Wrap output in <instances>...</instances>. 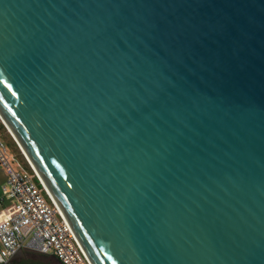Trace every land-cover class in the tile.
<instances>
[{"label": "water", "instance_id": "water-1", "mask_svg": "<svg viewBox=\"0 0 264 264\" xmlns=\"http://www.w3.org/2000/svg\"><path fill=\"white\" fill-rule=\"evenodd\" d=\"M0 115L92 264H264V0H0Z\"/></svg>", "mask_w": 264, "mask_h": 264}, {"label": "built area", "instance_id": "built-area-1", "mask_svg": "<svg viewBox=\"0 0 264 264\" xmlns=\"http://www.w3.org/2000/svg\"><path fill=\"white\" fill-rule=\"evenodd\" d=\"M1 126L6 129L0 115V167L7 175L3 194L12 205L0 219V264L23 250L51 254L60 264H92L38 174L10 154Z\"/></svg>", "mask_w": 264, "mask_h": 264}, {"label": "rangeland", "instance_id": "rangeland-1", "mask_svg": "<svg viewBox=\"0 0 264 264\" xmlns=\"http://www.w3.org/2000/svg\"><path fill=\"white\" fill-rule=\"evenodd\" d=\"M7 134L10 136L11 139H7L6 136L4 134L1 133L2 135V139H3V142L5 143V145L7 146L10 154L12 156H15L17 161L24 167H26V164H28V161L26 160L25 156L22 154V152L20 151L19 147L17 146V144L15 143L14 139L11 137V135L8 133L7 131ZM12 144H16V146L18 147V151L20 152V154L22 155V158L19 156L18 152L17 151H14L12 149ZM16 152V153H15ZM18 156V157H17ZM26 162V164H25ZM0 176H2V173L0 172ZM23 254H26V255H34V256H41L40 254L36 253V252H32V251H29V250H23L21 251L19 254H17V256L12 259L10 262H17L18 259L20 257H23ZM51 254L49 255H44L43 257H49Z\"/></svg>", "mask_w": 264, "mask_h": 264}, {"label": "crops", "instance_id": "crops-1", "mask_svg": "<svg viewBox=\"0 0 264 264\" xmlns=\"http://www.w3.org/2000/svg\"><path fill=\"white\" fill-rule=\"evenodd\" d=\"M0 172L2 173V176H0V219H1L2 216H4L8 212V209L12 205V201L5 198L3 194V187L7 184V175L1 167H0Z\"/></svg>", "mask_w": 264, "mask_h": 264}, {"label": "trees", "instance_id": "trees-1", "mask_svg": "<svg viewBox=\"0 0 264 264\" xmlns=\"http://www.w3.org/2000/svg\"><path fill=\"white\" fill-rule=\"evenodd\" d=\"M1 130H2V134H4L5 136H6V138L8 139H11L10 138V136L7 134V131H6V129L4 128V126L2 127L1 126ZM12 149L14 150V151H17L18 152V154H19V156L22 158V155L20 154V152L18 151V147L16 146V144H12ZM16 153V152H15ZM18 157V156H17ZM25 164H26V162H25ZM26 168L27 169H30V167H29V165L28 164H26ZM41 255V254H40ZM44 255H41V257H43ZM54 258V257H53ZM55 259V258H54ZM56 260V259H55ZM57 261V260H56ZM58 262V261H57ZM15 263H22V264H27L26 263V261H18V262H15ZM28 264H43V263H41V262H38V261H28Z\"/></svg>", "mask_w": 264, "mask_h": 264}, {"label": "flooded vegetation", "instance_id": "flooded-vegetation-1", "mask_svg": "<svg viewBox=\"0 0 264 264\" xmlns=\"http://www.w3.org/2000/svg\"><path fill=\"white\" fill-rule=\"evenodd\" d=\"M8 264H11V262H9Z\"/></svg>", "mask_w": 264, "mask_h": 264}, {"label": "bare ground", "instance_id": "bare-ground-1", "mask_svg": "<svg viewBox=\"0 0 264 264\" xmlns=\"http://www.w3.org/2000/svg\"><path fill=\"white\" fill-rule=\"evenodd\" d=\"M43 182V181H42ZM44 184V183H43ZM46 187V186H45Z\"/></svg>", "mask_w": 264, "mask_h": 264}]
</instances>
